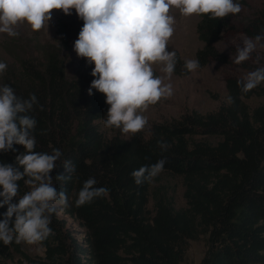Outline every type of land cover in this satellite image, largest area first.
Instances as JSON below:
<instances>
[{"label": "trees", "instance_id": "trees-1", "mask_svg": "<svg viewBox=\"0 0 264 264\" xmlns=\"http://www.w3.org/2000/svg\"><path fill=\"white\" fill-rule=\"evenodd\" d=\"M235 15H199L196 31L204 43L196 50L199 67L215 60L230 61L216 42L233 26ZM81 29L77 28V36ZM241 29L252 38L264 34V3L256 15L243 20ZM16 30L19 36L0 33V62L7 65L0 73V84L11 86L25 99L31 94L37 97L30 113L37 121L34 150L62 152L51 172L56 188L68 196V206L59 208L83 228L81 238L74 236L54 212L52 232L40 243L44 255L29 258L33 263L187 264L190 240L208 234L198 264H264V103L252 106L247 101L264 94L262 83L243 93L238 81L245 76L230 73L226 86L232 102L227 99L206 112L192 109L154 120L146 130L127 137L109 136L99 123L110 107L106 97L96 89L88 94L94 67L82 58L72 76L65 73L66 32L58 28L65 40L53 42L44 37L43 27L32 31L25 22ZM260 43L264 45V40ZM175 52L173 73H190L184 67L187 60ZM258 60L242 65L254 71L264 67V55ZM158 141L170 146L167 151ZM13 148L0 151V164L17 167L15 158L24 148ZM162 158L166 159L163 171L182 176L186 205L177 206L164 185L151 189V181L134 183L133 170ZM65 161L75 165L74 172H66ZM59 174L68 178L57 179ZM89 178L108 192L77 207L78 192ZM17 183L19 198L27 190L23 180ZM6 211V205L0 207V220ZM10 249L19 251L20 244L0 241V253Z\"/></svg>", "mask_w": 264, "mask_h": 264}, {"label": "clouds", "instance_id": "clouds-1", "mask_svg": "<svg viewBox=\"0 0 264 264\" xmlns=\"http://www.w3.org/2000/svg\"><path fill=\"white\" fill-rule=\"evenodd\" d=\"M173 7L185 17L211 14L212 18H224L241 11V5L234 0H0V33L19 36L16 29L25 22L32 31H39L51 21L52 10L70 15L75 9L84 23L74 42V51L94 64L91 75L95 79L88 94L92 95L96 89L105 95L110 106L104 121L106 127L136 134L147 124L142 113L150 105L173 95L172 85L165 83L176 65V52L167 51L175 31V18L169 14ZM262 40L264 34L245 38L237 48L234 63L249 60ZM157 64L162 65L165 77L154 75L153 66ZM184 67L192 72L199 68V62L189 59ZM6 68V63L0 62V73ZM261 83H264V67L249 72L238 81V86L247 93ZM228 101L232 102L231 96ZM36 104L35 94L25 99L11 86L0 84V151H14V145L24 148L15 158L17 167L0 164V207L7 206L0 220V241L4 245L13 241L27 245L43 242L52 232L49 227L52 214L58 207L68 206L66 192L56 188L51 176L62 152L34 150L37 121L30 113ZM40 109L43 110L42 105ZM157 143L162 151L170 147L163 141ZM165 163L166 159L162 158L133 170L134 183L139 186L150 182L164 170ZM63 166L69 174L75 171L71 161H65ZM66 178L57 175V179ZM21 180L29 190L18 198L17 182ZM96 183L94 178L84 182L75 201L77 207L107 194L108 189L95 187Z\"/></svg>", "mask_w": 264, "mask_h": 264}, {"label": "rangeland", "instance_id": "rangeland-1", "mask_svg": "<svg viewBox=\"0 0 264 264\" xmlns=\"http://www.w3.org/2000/svg\"><path fill=\"white\" fill-rule=\"evenodd\" d=\"M241 5V11L235 15L233 26L226 29L222 37L216 42L217 46L224 51L229 57L230 61H212L206 66H201L197 70L188 74L173 73L170 79L165 78V83H170L173 88V95L167 99H161L155 105H150L146 111L142 113L147 118V124L143 130H146L150 123L159 119H171L178 117L182 113L199 109L203 112L217 108L222 102L227 101L228 93L226 86V76L230 73L245 76L251 72L246 69L242 63H234L237 55V48L242 45L245 38H252L241 29V24L244 19L256 15L262 8L264 0H245L238 1ZM170 15L175 18V31L174 35L170 38L167 46V51L178 50L181 55L186 59L196 60V50L204 43L199 39L196 26L199 20V15L193 14L190 17L183 16L179 9L171 8ZM52 19L43 26V34L46 39L53 42L65 40V37H60L57 29L66 32L69 47L63 51L64 69L67 76H72L77 66L81 62V57L77 56L74 51V42L78 39L76 30L78 27H83L84 21L80 19L75 11L71 10L70 15L64 14L62 10H52ZM20 26V25H19ZM264 55V45L257 44L255 51L252 53L251 58L245 62L256 63L259 58ZM259 61V60H258ZM258 63V62H257ZM89 64L85 59V65ZM94 67V64H89ZM162 65H154V75L165 77L161 71ZM264 85V83H262ZM247 101L252 105L264 103V94L253 95L247 98ZM106 119V118H105ZM105 119L99 121L102 129L107 135L118 134L127 137L130 135L124 134L120 129L115 127H106ZM216 140V137H212ZM157 185H164L168 187L170 193L174 195L175 204L177 206L186 205L184 197V184L183 178L167 171H162L159 175L153 178L150 182V188ZM26 190L29 187L26 186ZM149 208H152V198L148 202ZM56 215L63 218L65 226L76 237L81 238L83 228L79 223L68 216L59 207L56 210ZM208 234H203L197 239H191L189 247L185 255V262L187 264H198L204 256L207 249ZM44 255V247L39 244L27 245L20 244V250L10 249L7 253H0V264H36L29 258L39 259Z\"/></svg>", "mask_w": 264, "mask_h": 264}]
</instances>
